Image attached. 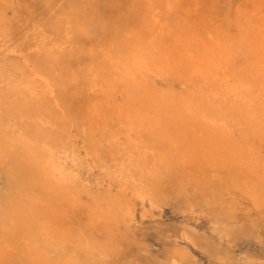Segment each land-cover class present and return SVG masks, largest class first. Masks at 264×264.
Segmentation results:
<instances>
[{"label": "bare ground", "instance_id": "6f19581e", "mask_svg": "<svg viewBox=\"0 0 264 264\" xmlns=\"http://www.w3.org/2000/svg\"><path fill=\"white\" fill-rule=\"evenodd\" d=\"M164 205L212 233L137 262ZM262 225L264 0H0V264H264Z\"/></svg>", "mask_w": 264, "mask_h": 264}, {"label": "rangeland", "instance_id": "374dc122", "mask_svg": "<svg viewBox=\"0 0 264 264\" xmlns=\"http://www.w3.org/2000/svg\"><path fill=\"white\" fill-rule=\"evenodd\" d=\"M21 59H22V56L19 58H16L15 60L17 61V60H21ZM92 181H94L93 184H92ZM92 181H91V184L94 185V187L97 190L98 189L102 190L104 188L103 186L102 187L98 186L97 183L95 182L94 178H92ZM96 186H98V187H96ZM149 207L150 206H146L147 209L145 208V210H148ZM142 208L143 207L138 206V209L136 212V220H137V226H139L141 229L145 230V233L140 234L138 236V237H140V238H138V245H134L133 249L130 251V252H132L133 259L137 262H142V260L145 259V257L154 256V257L162 258L163 255L165 254V252H167V250L174 248L176 241H181L179 236L181 235L182 230L185 229V227L188 228L189 230L193 231V232L195 231L197 234H204V233L210 234V233H212V230H211L212 226H211L210 221L208 220V218L203 213H200L197 210L193 211V212H189V213H182V212H179L178 210L175 211L176 208L174 207V205H164L162 208H160V210L156 209L155 211H152L153 213L150 212V214L146 215L145 216L146 218H145L144 216H141V213L144 211V208L143 209ZM139 211H142V212H139ZM147 216H149L150 218ZM154 217H156V218H154ZM200 217H201V219H200ZM148 220H150V221H148ZM185 221L189 225H186ZM180 223H181V225H179ZM190 224H191V226H190ZM192 225H194V226H192ZM187 226H190V227H187ZM263 229H264V225H262L261 228L256 229L257 241H256V239L251 240V241L239 239L237 242H235L233 244V246L235 245L234 247L237 249L236 254L238 255V257L240 256L239 257L240 260H241V258L246 260L248 255H253V256H259L260 258H257V259L258 260L262 259V261L264 263V230ZM205 230H206V232H205ZM261 238H262V240H261ZM254 241H256V242H254ZM227 242L229 243L228 240H227ZM227 242L225 241V245ZM247 246L249 249L247 248ZM242 247H243V249H242ZM239 248L242 252H240ZM250 249L253 251H251ZM149 251H150V254H149ZM202 253L203 252H201L200 250L195 249L193 251L194 260H196L197 262H199L201 264H205V263L206 264H214L208 260L207 256H205L204 253L203 254ZM240 254H242V255H240Z\"/></svg>", "mask_w": 264, "mask_h": 264}]
</instances>
